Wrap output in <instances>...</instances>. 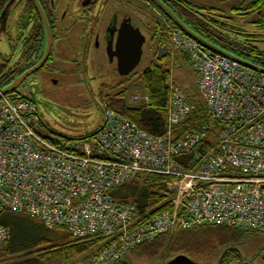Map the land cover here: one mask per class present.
Here are the masks:
<instances>
[{"label": "built area", "instance_id": "obj_1", "mask_svg": "<svg viewBox=\"0 0 264 264\" xmlns=\"http://www.w3.org/2000/svg\"><path fill=\"white\" fill-rule=\"evenodd\" d=\"M173 51L184 52L198 92L220 129L178 134L193 110L169 80L167 131L151 136L109 108L87 139L53 142L39 133L34 103L16 93L0 97V215L25 212L69 237L100 236L106 244L87 264H106L175 229L217 224L264 233V74L214 54L178 29ZM147 104L146 94L131 96ZM166 178V208L150 214L113 192L137 176ZM160 206V207H161ZM9 231L0 225V246Z\"/></svg>", "mask_w": 264, "mask_h": 264}, {"label": "trees", "instance_id": "obj_2", "mask_svg": "<svg viewBox=\"0 0 264 264\" xmlns=\"http://www.w3.org/2000/svg\"><path fill=\"white\" fill-rule=\"evenodd\" d=\"M168 22L170 21L168 20ZM170 24L174 26L173 23L170 22ZM188 24L189 28L206 41L264 68V48L256 45L260 42L259 35L241 36L225 28L218 31L211 27L212 30H207L206 24L201 19H195V22L190 21ZM253 24L258 30L264 31V16L257 17ZM150 34L152 41L169 48V35L166 33L163 22L161 26L151 29ZM40 36L39 33L35 34V38L30 42L34 63L41 58L43 53ZM50 59L51 57H49L46 65ZM176 60L178 63L184 61V58L178 54L175 57ZM170 62V55H166L162 60L154 59L141 71L139 80L143 91L148 96L147 104H131L128 95L129 87L122 86L123 83L118 84L120 89L115 93H111L110 88L103 85L99 94L101 102L135 123L139 129L144 130L149 135L154 137L164 135L167 131V109L170 96L168 85ZM3 67L4 65L0 64V88L8 85L13 79L9 74L3 73ZM185 93L188 102L194 107L192 112L178 126V134L206 129L207 138L204 140L201 149L213 147L215 134L220 129L219 123L211 121L196 85L192 86L191 91H185ZM16 94L20 95V93ZM39 133L53 142H57L58 138L71 140L69 137L51 130L43 123L39 128ZM90 135L86 134L74 139H87ZM165 181V177L155 174L137 176L114 191L113 196L121 203L134 204L139 213L148 211L150 214H154L166 208L160 205L167 197ZM126 187L131 195L120 197L119 191ZM0 225L9 231V239L0 246V264H75L77 262L85 264L106 244V240L100 236L73 239L67 235L65 243L53 245L46 235L47 232L54 229L45 228L41 222L25 212H2ZM253 233H257V231L217 224H202L190 229L175 228L159 236L153 242L138 246L133 252L148 257H153L161 251L165 253L182 252L202 258L224 246L236 244L246 235Z\"/></svg>", "mask_w": 264, "mask_h": 264}, {"label": "flooded vegetation", "instance_id": "obj_3", "mask_svg": "<svg viewBox=\"0 0 264 264\" xmlns=\"http://www.w3.org/2000/svg\"><path fill=\"white\" fill-rule=\"evenodd\" d=\"M37 1L47 18L52 45L61 42L62 45L66 43L67 47L73 45L74 48L80 49L77 51V53L80 52V57L83 53L85 54L86 50L92 49L93 52H96L102 47L106 51L109 50V54L112 55L110 63L115 62V65L117 61L113 53L120 32L123 36L126 33L125 30L131 26L143 35L142 29L146 27L145 21L150 23H148L150 28L161 26L163 19L168 22V19L164 18L166 17L165 13L153 0ZM158 1L187 27H189L190 21L195 22V19H201L206 24L207 30H212L211 27L218 31L222 28H232L236 34L241 36L247 35L244 34L245 27L226 22L229 20L228 18L237 17L246 24L247 22L253 24L257 17L264 16V0ZM40 24L41 20L32 0H0V42L4 41L9 48L7 53L0 51V64L4 65L3 73L13 77L12 80L37 63L38 60L33 62L30 42L35 38V34L39 33L43 44V27ZM74 41L75 44H73ZM160 46L162 45L159 43L154 54L155 59ZM45 66L46 64L39 71L27 77L15 91L24 94L26 92L43 93V80L39 79L38 85L33 87L31 85L33 79H29L33 76L36 78L40 71L45 69ZM100 91L101 88L99 94ZM177 256L186 257L191 264H264V233L248 234L236 244L224 246L202 258L182 252L166 254L163 252L152 258L158 262L156 264H168ZM135 257L144 260L151 258L139 254H136Z\"/></svg>", "mask_w": 264, "mask_h": 264}, {"label": "rangeland", "instance_id": "obj_4", "mask_svg": "<svg viewBox=\"0 0 264 264\" xmlns=\"http://www.w3.org/2000/svg\"><path fill=\"white\" fill-rule=\"evenodd\" d=\"M145 19L148 20L147 17ZM228 19L226 22L244 26V34L259 35L260 42L256 45L264 48V31L258 30L252 22H247L246 24L241 18L230 17ZM162 22L165 27H171L164 19ZM145 23L146 27L144 26L145 29H142V33L145 36V43L143 45L141 62L125 78L117 74L115 62L110 63L106 50L102 47L97 49L96 52H93L92 49L89 51L86 50L87 52L85 51V54L83 53L80 57V52L77 53L80 49L74 48L73 45L72 47H67L65 42L63 45L62 42L58 44L54 43L51 49V59L45 66V69L40 71L36 78L33 76L29 79H33L31 83L33 87L38 85L39 79L43 80L42 86L44 92H26L24 94L34 102L42 123L56 133L69 138H79L86 134H93L103 124V106L99 98V90L103 85L110 88L111 93H115L120 89L118 84L123 83L122 86L129 87L128 95L130 97L136 93L141 94L143 88L139 76L141 71L154 61V54L156 53L158 45V42L151 40V34H149L153 28H150L149 22V24L147 21ZM171 30L166 28L167 35H170ZM230 30L233 31L232 28H229ZM73 44H75V41ZM0 51L3 53L9 51L4 41L0 42ZM172 53V58L178 55L176 51ZM169 64V68L171 67L172 70L170 75L173 83L182 91H191L192 86H195L196 78L192 68L184 61L177 63L175 59H172V62ZM129 194L131 195L127 187L119 191L120 197ZM46 236L51 240V244L53 245L63 244L67 240V233L63 229H55L47 232ZM163 252L161 251L158 256ZM135 255L136 253H128L123 259L128 264L158 263L152 257L145 258L144 260L136 258ZM75 264L80 263L77 262Z\"/></svg>", "mask_w": 264, "mask_h": 264}, {"label": "water", "instance_id": "obj_5", "mask_svg": "<svg viewBox=\"0 0 264 264\" xmlns=\"http://www.w3.org/2000/svg\"><path fill=\"white\" fill-rule=\"evenodd\" d=\"M34 3V6L39 14L41 24L43 27V53L41 55V58L37 61L36 64H34L31 68L23 72L20 76L12 80L8 85L4 86L0 89V97L13 92L16 90V88L23 82L27 77L30 75H33L37 71H39L47 62V60L50 57L51 54V48H52V36L50 27L47 21V18L45 16L44 11L42 10L39 2L37 0H32ZM159 8L165 13L166 17L176 26L178 27L184 34H186L191 39L198 42L203 47L209 49L213 53H216L222 57H225L227 59H230L232 61H235L245 67H248L249 69H252L254 71L260 72L264 74V68H261L255 64H252L251 62H248L239 56L232 54L230 52H227L214 44L206 41L203 39L200 35L195 33L191 28L187 27L176 15L172 14L170 11H168L162 3H160L158 0H153ZM5 12V11H4ZM125 33L122 36V33H119V38L115 47V52L113 53L114 56H116V71L119 76H127L129 75L139 64L142 56V46L145 43V37L138 31L134 30L131 26L128 27V29L125 30ZM162 52H164L162 54ZM167 52V48L159 47L158 48V56L156 57L157 60H161V58L164 56V54ZM109 61L111 62L112 55L109 54V50L106 51ZM264 188V187H263ZM111 264H128L126 260L122 258L114 260L110 262ZM191 264L189 260L184 256H177L173 260H171L168 264Z\"/></svg>", "mask_w": 264, "mask_h": 264}]
</instances>
